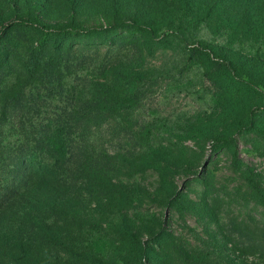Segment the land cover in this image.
Masks as SVG:
<instances>
[{
    "label": "rangeland",
    "instance_id": "obj_1",
    "mask_svg": "<svg viewBox=\"0 0 264 264\" xmlns=\"http://www.w3.org/2000/svg\"><path fill=\"white\" fill-rule=\"evenodd\" d=\"M32 21L36 25L31 27ZM132 22L172 29L169 44L156 40L163 29L155 30L150 40L124 26ZM22 23L25 37L17 33ZM44 24L99 30L100 40L89 42L90 47L100 46L96 54L93 49L88 52L94 62L87 64V71L97 60H112L111 74L126 70L136 83L133 105L119 112L117 124L109 120L90 128L95 148L87 154L99 166L110 163L108 182L116 192L108 194L102 189L108 182L95 177L82 184L76 180L81 200L70 204L55 235L72 239L74 251L83 250L100 264H126L120 260L123 228L128 239L144 246L160 237L159 242L169 247L172 264H180L181 252L198 261L264 264L257 253L264 246V0H0V40L10 39L19 51L0 70V100L23 85L24 55L34 48ZM114 25L118 28L110 30ZM120 38L128 44L138 40L139 46H116ZM199 41L230 62L231 71L216 61L190 58L187 48ZM138 48L143 51L140 56ZM117 51L128 53L129 62L117 60L120 55L107 56ZM92 74L88 78L109 81ZM43 94L40 85L31 89L30 96L41 99L35 101V109L21 102L10 104L9 119L0 127L1 150L20 139V120L59 113L58 104ZM249 111H254L253 123L243 131L240 124ZM146 134L149 144L143 140ZM227 134L234 135L236 160L228 149L212 146ZM71 169L81 173L82 167L76 163ZM17 202L28 204L26 198ZM111 217V225H101ZM6 219L4 215L0 221ZM93 223L102 230H87ZM235 229L247 231L251 240ZM21 231L18 227L11 233ZM246 246L255 249L238 252ZM13 256V264L19 257L32 263L18 253ZM126 259L132 264L131 257Z\"/></svg>",
    "mask_w": 264,
    "mask_h": 264
},
{
    "label": "trees",
    "instance_id": "obj_2",
    "mask_svg": "<svg viewBox=\"0 0 264 264\" xmlns=\"http://www.w3.org/2000/svg\"><path fill=\"white\" fill-rule=\"evenodd\" d=\"M125 24L127 25L124 26L128 29L148 36L150 40L153 39L155 30L163 29L161 37L156 39L163 46H167L168 40L172 37V29L164 26L155 28L145 23ZM34 25L36 23L32 21L30 26ZM22 26L23 23L18 25L17 33L25 37L26 30L23 33L20 32L23 29ZM117 28L118 25H114L110 27V30ZM97 34H100L97 29L71 28V26L55 28V26L49 27L44 24L40 30L38 29L34 48L26 51L24 55L23 85L16 94L8 96V99L0 100V127L9 119L11 103L21 102L27 105L28 109L36 108L35 101L41 99L30 96L31 89L36 85H40L43 90L42 97L58 104L55 109L59 111L49 118H29L24 120L25 122L20 120V139L9 142L8 145L11 147L6 151L0 149V218L7 215L6 221H0V264L10 262L13 264L14 259L16 260L13 252L29 259L32 262L30 264H100V262L94 263V258L87 257L83 250L74 251L72 246L75 243L72 239H60L55 235L56 229L60 228L67 219L66 213L71 208L70 204L75 200H81L82 190L80 191V187L77 189L74 184L77 183L76 180L82 184V180L95 177L106 183L113 169L108 161L103 163L109 167L99 166L87 154L91 147L95 148L90 141V134L93 132L90 128L106 124L109 120L116 121L117 124L119 112L130 108L134 102L132 86L136 83L133 75L125 73L126 70L111 74L110 70L114 68L112 60L101 62L97 60L95 65L87 71V66L90 65L88 63L94 62V58L89 59L88 52L93 49L92 54H96L95 51L100 46L95 44L98 46L90 47V40H100L98 38L101 36ZM4 39L0 40V70L3 63L19 54L12 45L13 41L7 39L5 42ZM67 41L69 44L64 50ZM75 45L81 47L75 50L73 48ZM130 45L138 47V40L128 44L120 38V44L116 43L119 47ZM209 47L206 41H199L198 46L188 47L187 52L190 58L198 56L202 62L209 64L216 61L220 68L231 71V63L220 55L214 56L209 51ZM135 51L139 56L143 54L140 48ZM120 54L122 53L117 51L110 55L108 53L107 56L116 55L117 58ZM128 56V53L120 55L117 60L127 63ZM91 73L94 78H108V83L102 84L88 78ZM71 78H75L76 81ZM253 118L254 111H249L246 120L240 124L241 130H248L252 126ZM143 140L145 144H149L148 134L144 135ZM212 146L216 149H228L236 160L237 147L234 135L218 136ZM76 163L82 167L81 173L72 172L71 165ZM102 187L108 194L116 192L110 182ZM22 198H26L28 204L19 206L17 201ZM112 222L114 217H111L109 222L100 221L101 225L106 226L109 223L111 225ZM18 227L22 228L20 233H11L14 229L17 231ZM94 229L102 230L99 223H93L87 227V230ZM6 230L7 233L4 232ZM235 233L249 241L252 238L247 231L241 229H235ZM262 234L264 240V232ZM120 235V240L124 241L119 243L122 245L120 254L122 263L127 264L128 257L132 258V264L173 263L168 254L169 247L165 241L159 242L160 237L149 243V246H144L136 239H128L129 232L125 228ZM245 248L248 249L244 250ZM254 249V247L246 246L238 252L249 254ZM259 249L257 253L264 258V246ZM177 260L180 264H221L212 260H195L190 253L186 252H181ZM241 262L245 263V261ZM14 264L26 263L19 257ZM222 264H231V262Z\"/></svg>",
    "mask_w": 264,
    "mask_h": 264
}]
</instances>
